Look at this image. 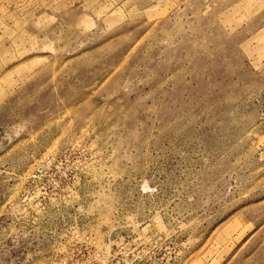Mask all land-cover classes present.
Listing matches in <instances>:
<instances>
[{
	"label": "rangeland",
	"instance_id": "374dc122",
	"mask_svg": "<svg viewBox=\"0 0 264 264\" xmlns=\"http://www.w3.org/2000/svg\"><path fill=\"white\" fill-rule=\"evenodd\" d=\"M0 264H264V0H0Z\"/></svg>",
	"mask_w": 264,
	"mask_h": 264
}]
</instances>
